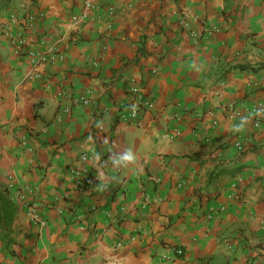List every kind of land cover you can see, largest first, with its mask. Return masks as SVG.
<instances>
[{"label": "crops", "instance_id": "1", "mask_svg": "<svg viewBox=\"0 0 264 264\" xmlns=\"http://www.w3.org/2000/svg\"><path fill=\"white\" fill-rule=\"evenodd\" d=\"M100 3L0 0V264H264V0Z\"/></svg>", "mask_w": 264, "mask_h": 264}, {"label": "built area", "instance_id": "2", "mask_svg": "<svg viewBox=\"0 0 264 264\" xmlns=\"http://www.w3.org/2000/svg\"><path fill=\"white\" fill-rule=\"evenodd\" d=\"M100 7H101L100 0H83V9L85 11V14L89 13L92 10H97ZM106 10H107L108 15H113V8L112 7H108ZM72 19L74 21H78V17H76V16L73 17ZM31 20H32V17H31ZM181 23L185 27L189 26L186 21H182ZM30 24H31L30 22L27 23L26 27L30 26ZM207 30L208 29H203L204 34L209 33ZM190 34L193 37L197 36L195 31H191ZM11 46H12L13 52L16 56H20L25 51H27L26 42L22 37H18V39H16L15 41H13L11 39ZM27 55L33 60H35V59L38 60V58H39V55H37L33 52H27ZM131 93L133 95L132 100L125 106L126 110H124V113L121 115V119L123 121H127V122L138 121L139 116H140V112L142 111V109L144 107H149V104L147 102H145L144 96L140 92L139 89L131 90ZM78 102H80V104L86 105V104H88L89 101H88V99H81ZM263 108H264V102L263 103L261 102L251 110V114L256 117V116H258L259 112ZM214 124H216V123H214ZM254 126L255 127L259 126V121L257 119H255ZM236 148L238 150H241V146L239 143L236 144ZM81 160L87 161L88 157L85 154H82ZM11 187H12V185L10 184L9 188H11ZM33 192H34L33 189L26 187L23 191H19L16 194V198H18L20 201H22L24 203V207L27 209L28 213L32 216L33 219L36 220L38 218L37 214H36V210L38 208V202L33 197ZM176 253L178 256H181L183 254V251L180 249H177Z\"/></svg>", "mask_w": 264, "mask_h": 264}, {"label": "trees", "instance_id": "3", "mask_svg": "<svg viewBox=\"0 0 264 264\" xmlns=\"http://www.w3.org/2000/svg\"><path fill=\"white\" fill-rule=\"evenodd\" d=\"M263 65H261L260 67H262ZM236 69L240 70V71H247V70H251V71H255L256 69L253 67H249V66H238L236 67Z\"/></svg>", "mask_w": 264, "mask_h": 264}]
</instances>
